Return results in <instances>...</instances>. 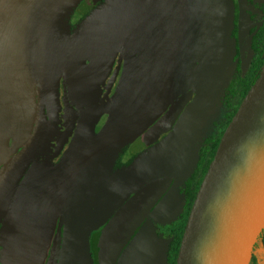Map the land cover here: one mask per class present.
Instances as JSON below:
<instances>
[{"label":"rangeland","instance_id":"obj_1","mask_svg":"<svg viewBox=\"0 0 264 264\" xmlns=\"http://www.w3.org/2000/svg\"><path fill=\"white\" fill-rule=\"evenodd\" d=\"M77 2L0 0V166L31 132L36 84L43 86L47 114H56L59 105L62 110V76L81 119L64 153L92 156L74 176L29 175L41 203L11 207L0 229V261L43 264L62 219L59 264H92L93 237L123 202L148 182L168 177L172 188L118 261L166 264L182 185L198 146L218 135L225 120L220 99L233 71L228 33L234 6L245 67L250 31L264 19L252 4L264 0H106L87 13L80 10L84 0ZM117 48L125 58L103 101L100 87ZM189 89L195 93L183 96ZM178 98L191 100L173 130L142 148L141 135ZM120 144H131L136 157L128 169L111 174L105 160Z\"/></svg>","mask_w":264,"mask_h":264},{"label":"water","instance_id":"obj_2","mask_svg":"<svg viewBox=\"0 0 264 264\" xmlns=\"http://www.w3.org/2000/svg\"><path fill=\"white\" fill-rule=\"evenodd\" d=\"M103 0H84L86 13ZM125 53L118 52L117 68L107 82L103 99L120 72ZM63 130L54 156L68 143L80 121L70 104L66 77L62 76ZM34 116L29 136L18 151L0 166V228L14 197L47 140L50 119L41 84L35 86ZM194 90L183 96L191 95ZM180 98V97H179ZM176 99L141 135L142 148L157 144L170 133L191 99ZM171 178L153 180L136 192L92 240L96 264H118L154 209L172 187ZM264 229V63L258 79L241 101L225 129L213 160L196 193L180 242L176 264H250L254 245ZM65 222L55 225L43 264H59ZM0 264L1 261H0Z\"/></svg>","mask_w":264,"mask_h":264},{"label":"trees","instance_id":"obj_3","mask_svg":"<svg viewBox=\"0 0 264 264\" xmlns=\"http://www.w3.org/2000/svg\"><path fill=\"white\" fill-rule=\"evenodd\" d=\"M252 6L264 15V2L262 4H252ZM234 8L230 31L228 33L233 49L231 55L233 71L232 77L229 82H227L228 84L225 87L226 90L223 92L220 102L221 107L225 109V124L218 135L203 140L198 146V151H200L197 154V161L190 170L180 192L183 202L181 212L175 221L169 225L170 237L166 244V264H176L180 242L196 193L211 161L213 160L225 129L234 117L241 101L258 79L264 63V19L260 26H256L250 31L249 51L251 56L248 65L243 67L239 40V12L237 11V6H234ZM254 17L255 15L251 17L252 21L254 20ZM61 114V108L59 105V110H57L56 114L52 113L50 116L48 115L50 119V129L43 148V154L45 153L46 148L54 144L60 135L59 133L63 124ZM91 250L92 264H96L97 258L92 245ZM250 264H264V229L254 245Z\"/></svg>","mask_w":264,"mask_h":264},{"label":"flooded vegetation","instance_id":"obj_4","mask_svg":"<svg viewBox=\"0 0 264 264\" xmlns=\"http://www.w3.org/2000/svg\"><path fill=\"white\" fill-rule=\"evenodd\" d=\"M83 0H78L77 3H80L82 2ZM106 0H103L101 3H99L96 7H94L93 10H95L96 8H98L100 5H102ZM122 49V48H117L116 51H115V56L109 66V72L107 74V77L105 78L103 84L101 85L100 87V91H99V97L101 98L102 97V100L103 101H107V100H104L103 99V95L106 93V85H107V82L110 80V78L112 77L114 71L116 70L117 68V62H118V52L119 50ZM125 53V52H124ZM125 58V57H124ZM124 61V60H123ZM123 63V62H122ZM122 66V65H121ZM121 70V69H120ZM119 76V74H118ZM117 76V78H118ZM117 78L111 88V92L110 94L112 93V89L114 88L115 84H116V81H117ZM37 85V84H36ZM35 85V86H36ZM43 87V86H42ZM35 88V87H34ZM193 89H189L188 91H191ZM226 89H224L225 91ZM34 92H35V89H34ZM195 93V91H194ZM61 94L63 95V87H62V78H61ZM62 95H61V98H62ZM223 95V93H222ZM110 96V95H109ZM34 97H35V93H34ZM222 98V97H221ZM175 101V100H174ZM173 101V102H174ZM172 102V103H173ZM220 102H221V99H220ZM166 112V111H165ZM164 112V113H165ZM184 112V111H183ZM62 113V112H61ZM164 113L162 115H164ZM183 114V113H182ZM181 114V115H182ZM161 115V116H162ZM34 116V115H33ZM62 116V114H61ZM181 117V116H180ZM159 119V118H158ZM157 119V120H158ZM180 119V118H179ZM178 119V121H179ZM81 120V119H80ZM156 120V121H157ZM155 121V122H156ZM177 121V122H178ZM154 122V123H155ZM176 122V124H177ZM80 123V121H79ZM153 123V124H154ZM175 124V125H176ZM225 122L223 123V126H224ZM174 125V127H175ZM79 126V124H78ZM77 126V127H78ZM77 127L75 128L72 136L70 137L68 143L66 144V146L63 148L62 152L58 155V156H54V151H55V148H56V145H57V142H58V139L62 133V130H63V124H62V129L60 131V135L58 136L56 142L50 146H48L46 148V151L45 153L43 154V150H42V154H40L39 158L37 159V161L34 163V165L32 166V168L30 169V171L28 172V174L25 176L23 182L21 183L15 197H14V200L12 202V205L11 207L13 208V205L16 208H21V210H24V209H27L28 205L32 204V205H35L38 206L41 202L34 196V185H33V182L29 180V175L34 171L36 173H39V174H46V173H51V174H54L55 172H59V174L61 176H64V177H70V176H74L76 173L80 172L86 165L87 161L90 160V158L92 157L91 155H78L77 153H74L75 151L72 150L69 152H66L64 153V150L67 149L68 145H69V142L71 140V138L73 137V135L75 134L76 132V129ZM173 127V128H174ZM32 128V127H31ZM172 128V130H173ZM223 128V127H222ZM221 128V129H222ZM50 129V128H49ZM58 129H59V126H58ZM171 130V131H172ZM170 131V132H171ZM221 132V130H220ZM219 132V133H220ZM218 133V134H219ZM49 135V134H48ZM166 136V135H163L159 141H161V139ZM214 136V135H213ZM212 137V136H210ZM203 142V141H202ZM159 143V142H158ZM193 143V141H192ZM156 145V144H155ZM199 149V148H198ZM200 151V150H199ZM197 151V154L198 152ZM197 154L195 156V159H194V162L192 163V167L194 166L195 162L197 161ZM135 157L134 156V147L131 146V144H129L128 146H123V144H120L116 147V150L114 151L113 155L111 156V158L109 160H105L107 161L108 165H109V169H110V172L111 174H116V173H120L122 171H124L125 169H128L134 162L135 160ZM192 169V168H191ZM68 173V174H67ZM207 173V172H206ZM28 179V180H27ZM146 186V184L139 188L140 190L143 189L144 187ZM139 191V190H138ZM137 191V192H138ZM134 195V194H133ZM132 195V196H133ZM131 196V197H132ZM131 197H128L124 202L123 204L121 205V207L131 198ZM11 207L8 211V214L5 218V220L7 219V217L9 216L10 212H11ZM26 211V210H25ZM4 220V221H5ZM58 220V219H57ZM57 222V221H56ZM4 223V222H3ZM3 225V224H2ZM56 225V224H55ZM55 228V227H54ZM104 228V227H103ZM1 229V228H0ZM54 232V230H53ZM53 236V235H52ZM133 241V240H132ZM131 241V242H132ZM126 249V248H125ZM1 260V259H0Z\"/></svg>","mask_w":264,"mask_h":264}]
</instances>
